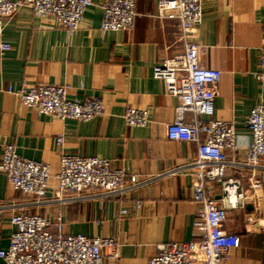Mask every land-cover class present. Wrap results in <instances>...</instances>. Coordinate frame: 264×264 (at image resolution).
<instances>
[{
	"label": "crops",
	"instance_id": "0c3cea01",
	"mask_svg": "<svg viewBox=\"0 0 264 264\" xmlns=\"http://www.w3.org/2000/svg\"><path fill=\"white\" fill-rule=\"evenodd\" d=\"M92 1L73 35L28 7L6 21L3 41L11 48L0 51V162L3 147L12 144L22 158L47 164L52 179L49 194L39 198L15 189L0 171V250L8 248L15 230L12 216L38 214L53 220L59 215L66 235L121 243L117 258L104 250V264H147L160 245L199 239L197 179L189 166L198 156V144L167 138L166 125L176 121L178 100L153 77L154 66L179 54L183 40L178 22L163 13L166 0H134L138 16L133 28L106 33L101 30L104 0ZM202 1L196 31L199 62L221 72L212 119L234 122L236 149L228 151L226 176L240 179L247 197L244 207L227 209L222 229L237 234L241 244L223 264H264V164L254 170L244 166L252 142L245 122L264 103V79L257 78L264 0ZM39 84L65 86L70 99L99 98L105 114L88 122L40 115L14 95ZM127 107L148 110V124L127 126ZM184 120L191 121L192 114ZM60 136L62 146L56 144ZM63 152L108 159L114 169L126 172V184L131 185L132 176L137 183L119 196L88 190L59 201L55 176ZM222 189L218 182L207 183L210 197L219 200Z\"/></svg>",
	"mask_w": 264,
	"mask_h": 264
},
{
	"label": "built area",
	"instance_id": "2783aa9c",
	"mask_svg": "<svg viewBox=\"0 0 264 264\" xmlns=\"http://www.w3.org/2000/svg\"><path fill=\"white\" fill-rule=\"evenodd\" d=\"M166 1L168 7L163 13L178 22L182 50L157 63L153 77L163 81L166 92L178 100L176 121L166 125L167 138L174 142L198 144V156L189 166L197 179L193 189L194 201L198 204L195 226L199 239L160 245L157 254L147 264H223L230 251L241 244L237 234L225 233L222 229L227 209L244 207L247 201L241 180L226 176L230 166L228 151L236 149V129L234 122L212 119L221 72L199 62L201 45L196 40V31L203 17V1ZM92 4V0H0V51L11 48L3 41L5 24L22 7L30 8L37 16L52 17L57 27L73 35ZM101 7L103 33L133 28L138 16L134 0H104ZM260 68L257 78L263 80L264 40ZM14 95L22 106L61 121L88 122L104 115L106 109L99 98L70 99L68 88L60 85L24 87ZM187 113L192 114L189 122L184 120ZM123 117L127 126L144 127L149 122L150 112L127 107ZM245 125L251 131L252 142L245 150L244 166L254 170L264 164L263 102L255 106ZM201 136L205 138L203 141ZM63 143L62 136L56 139L58 146ZM0 171L15 189L26 196L46 198L49 194L50 167L22 158L12 144L3 147ZM125 176L126 172L114 169L108 159L63 152L55 176L59 187L54 195L59 201L63 196L73 197L88 190L119 196L137 183V177L132 176L129 186ZM209 182L222 184L223 196L219 200L207 195ZM11 223L15 230L10 236L9 246L0 250L4 264H104V250L110 251V257L117 258L121 247L114 238L66 235L59 215L51 220L38 214H19L11 217Z\"/></svg>",
	"mask_w": 264,
	"mask_h": 264
}]
</instances>
